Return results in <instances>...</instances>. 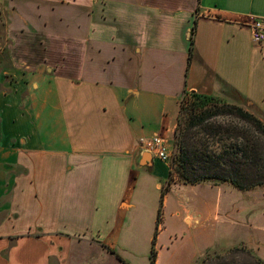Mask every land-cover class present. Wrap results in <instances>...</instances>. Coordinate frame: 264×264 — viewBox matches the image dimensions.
I'll return each instance as SVG.
<instances>
[{
	"label": "crops",
	"instance_id": "1",
	"mask_svg": "<svg viewBox=\"0 0 264 264\" xmlns=\"http://www.w3.org/2000/svg\"><path fill=\"white\" fill-rule=\"evenodd\" d=\"M5 1L0 264H123L112 253L132 251L138 206L161 193L154 264L240 244L264 262V187H167L170 164L142 165L139 148L160 136L173 152L184 91L264 122V40L249 29L264 0Z\"/></svg>",
	"mask_w": 264,
	"mask_h": 264
},
{
	"label": "trees",
	"instance_id": "2",
	"mask_svg": "<svg viewBox=\"0 0 264 264\" xmlns=\"http://www.w3.org/2000/svg\"><path fill=\"white\" fill-rule=\"evenodd\" d=\"M193 34L194 26L187 64L192 57ZM175 182L229 184L240 191L264 186V122L241 105L184 91L179 101L167 187ZM160 210L161 205L158 213ZM231 252L246 254L254 264H264L243 244ZM208 253L199 264H206ZM112 254L125 264L117 254ZM155 257L152 249L151 264Z\"/></svg>",
	"mask_w": 264,
	"mask_h": 264
},
{
	"label": "rangeland",
	"instance_id": "3",
	"mask_svg": "<svg viewBox=\"0 0 264 264\" xmlns=\"http://www.w3.org/2000/svg\"><path fill=\"white\" fill-rule=\"evenodd\" d=\"M6 1L0 0V61H7L8 60V48H9V41L5 39V24H6ZM21 46V49L26 50L24 43L17 42L16 45ZM18 49V47L12 48V52L17 56H23V51ZM22 58V57H19ZM158 159H152V163L154 162L153 166L159 165L162 167L163 162L157 161ZM262 187H256V190H259ZM251 189V190H255ZM247 190V191H251ZM161 197L154 198V205L153 211H149L151 207H149L147 200L142 203V205L138 206V217H137V229H136V236L132 240V245L134 248L132 251L127 250L124 252H120V256L123 258L121 259L125 264H151L150 260V252L153 249L155 255L157 252H163V249L160 247L162 245L163 239L161 242L157 240V234L159 233L160 229L167 228L164 223V219L166 216L163 214V211L160 210L158 213V209L160 208ZM157 209V215L155 210ZM158 232V233H157ZM166 242L164 241V244ZM239 246V245H238ZM238 246L232 248H214L213 251L209 252L206 256L208 257V261L206 264H254V261L251 257L247 256L246 254H237L231 252L232 249L237 248ZM162 249V250H161ZM205 257V256H204ZM203 257V258H204ZM221 257V258H218ZM156 258V257H155ZM95 261L98 263L114 261L113 259L109 258L108 256L104 255L103 253H95ZM199 264V263H198Z\"/></svg>",
	"mask_w": 264,
	"mask_h": 264
},
{
	"label": "built area",
	"instance_id": "4",
	"mask_svg": "<svg viewBox=\"0 0 264 264\" xmlns=\"http://www.w3.org/2000/svg\"><path fill=\"white\" fill-rule=\"evenodd\" d=\"M249 29L253 42L261 43L264 40V24L261 20L253 19L249 24ZM139 148L141 152H148L152 157L170 164L173 152L167 149L162 137L142 138L139 141Z\"/></svg>",
	"mask_w": 264,
	"mask_h": 264
},
{
	"label": "water",
	"instance_id": "5",
	"mask_svg": "<svg viewBox=\"0 0 264 264\" xmlns=\"http://www.w3.org/2000/svg\"><path fill=\"white\" fill-rule=\"evenodd\" d=\"M142 165L144 164H151L152 163V156L148 152H144L142 154L141 162Z\"/></svg>",
	"mask_w": 264,
	"mask_h": 264
}]
</instances>
